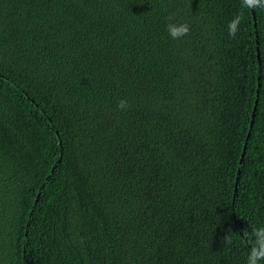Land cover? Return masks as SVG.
Masks as SVG:
<instances>
[{"label": "trees", "instance_id": "obj_1", "mask_svg": "<svg viewBox=\"0 0 264 264\" xmlns=\"http://www.w3.org/2000/svg\"><path fill=\"white\" fill-rule=\"evenodd\" d=\"M260 227L264 8L0 0V264H247Z\"/></svg>", "mask_w": 264, "mask_h": 264}, {"label": "clouds", "instance_id": "obj_2", "mask_svg": "<svg viewBox=\"0 0 264 264\" xmlns=\"http://www.w3.org/2000/svg\"><path fill=\"white\" fill-rule=\"evenodd\" d=\"M242 6L249 9L264 8V0H242ZM242 17L240 15L235 16L228 24L229 36L235 37L239 31V25ZM189 25L187 23L181 24H169L167 31L171 38L179 39L186 36L189 33ZM128 107L127 101L121 99L118 108L124 110ZM252 235L255 237L254 242L251 243L250 250L247 256V264H260L264 261V227L254 229ZM247 237V233H245Z\"/></svg>", "mask_w": 264, "mask_h": 264}, {"label": "water", "instance_id": "obj_3", "mask_svg": "<svg viewBox=\"0 0 264 264\" xmlns=\"http://www.w3.org/2000/svg\"><path fill=\"white\" fill-rule=\"evenodd\" d=\"M253 122V115H252V119H251V123ZM239 175H237V179H238Z\"/></svg>", "mask_w": 264, "mask_h": 264}]
</instances>
